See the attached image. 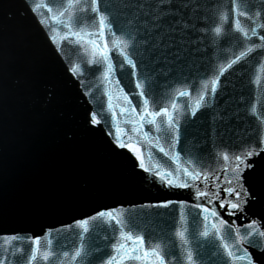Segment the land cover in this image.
I'll return each mask as SVG.
<instances>
[{
    "label": "snow or ice",
    "instance_id": "obj_1",
    "mask_svg": "<svg viewBox=\"0 0 264 264\" xmlns=\"http://www.w3.org/2000/svg\"><path fill=\"white\" fill-rule=\"evenodd\" d=\"M23 2L68 65L70 77L84 87V95L91 96L93 87L99 90L103 86L106 108L103 101L94 102L86 123L93 129L103 125L112 137V144L132 153L136 166L163 187L190 190L196 203L186 205L180 201L181 208L200 211L195 215L182 211L174 233L159 236L141 229L138 217L116 209L99 211L74 222L79 232L72 231V225L67 226L78 239V243L71 241V249L65 250L64 244H54L52 239L44 244L40 237L30 238L27 247H17L6 240L0 264H206V257L211 264H264V223L250 219L237 225L235 219H225H249L246 207L254 197L246 187L245 173L255 172L256 159L264 154V111L256 102L246 106L245 113L255 119L256 126L234 143L225 144L222 137H210L209 151L200 143L186 148L184 159L176 151L181 142V117L196 118L202 110L212 109L208 97L220 95L221 77L234 66L255 59L258 71L249 83L264 90V3L217 0L209 6L208 0ZM189 29L205 35L211 33L213 44L229 55L212 68L211 75L191 83L185 79L183 86L174 89L166 99V93L157 91L151 66L159 62L160 56L167 61L166 50L178 36L182 44ZM161 48L164 50L160 56L153 59ZM174 55L179 58L180 53ZM114 60L119 61L122 79L135 78L136 91L126 92L121 87L122 80L115 79ZM126 66L130 72L123 71ZM93 71L99 73L95 77L97 83L86 84L85 74L91 75ZM132 96L138 98L136 102ZM179 98H186L183 104ZM227 119L219 112L211 115L213 135L215 122ZM184 132L186 135V128ZM74 135L69 129L65 137L71 141ZM142 142L157 149L174 167L159 160L146 164ZM147 159L153 161L151 153ZM173 203L176 202L165 201L147 207L167 208ZM188 216L194 225L191 233L186 226ZM90 222H98L93 226L97 239L104 229L103 238L107 242L103 248L85 241ZM19 239L16 235L10 237L11 242ZM149 240L151 243H146Z\"/></svg>",
    "mask_w": 264,
    "mask_h": 264
},
{
    "label": "water",
    "instance_id": "obj_2",
    "mask_svg": "<svg viewBox=\"0 0 264 264\" xmlns=\"http://www.w3.org/2000/svg\"><path fill=\"white\" fill-rule=\"evenodd\" d=\"M216 2L208 0L209 6ZM255 3L260 5L264 0H255ZM37 20L23 0H0V186L22 246L27 247L30 238L40 237L44 244L52 239L54 244L62 243L69 250L71 241L78 243V239L67 226L72 225V231L79 232L74 225L76 220L113 209L138 217L141 229L149 233L155 232L157 236L174 233L182 211L185 214L191 211L193 215L200 211L181 208L180 201L186 205L196 203L192 192L163 187L136 166L132 153L112 144V137L103 125L93 129L86 123L94 102L103 101L106 108L103 86L99 90L93 87L92 95L85 96L84 87L70 77L68 65ZM180 39L178 36L166 50L167 61L160 56L163 48L153 54V59L160 56L159 62L151 66L157 91L166 93V99L174 89L183 86L185 79L191 83L211 75L212 68L229 55L213 44L211 33L205 35L189 29L182 44ZM177 52L179 58L174 55ZM112 55L115 57V53ZM72 58L76 59L74 54ZM114 63L117 65L115 79L122 80L121 87L129 93L136 91L135 78L122 79L119 61ZM123 71L131 69L126 66ZM257 71L255 59L234 66L221 77L220 95L208 97L212 100V109L202 110L196 118L181 117V142L176 151L182 159L186 158L184 150L191 149L193 143L204 144L205 151H209L212 149L210 137H222L225 144H231L256 126L245 108L256 102L264 111V90L249 83ZM98 75L95 71L91 75L86 73V84L95 85ZM131 98L134 102L138 99ZM185 99L179 98L180 103ZM214 112L228 118L215 122V135L211 120ZM69 129L75 133L71 141L65 137ZM141 146L146 164L159 160L171 165L157 149L143 142ZM150 153L153 161L147 159ZM211 163L215 166L214 161ZM245 177L246 187L254 197L246 207L249 219H225H235L237 225L246 224L250 219L264 223V154L256 159L255 172L245 173ZM165 201L176 203L167 208L147 207ZM187 221L191 233L192 217L188 216ZM94 223L98 222H90L85 241L103 248L107 242L103 238L104 229L97 239ZM205 260L211 264L207 257Z\"/></svg>",
    "mask_w": 264,
    "mask_h": 264
}]
</instances>
